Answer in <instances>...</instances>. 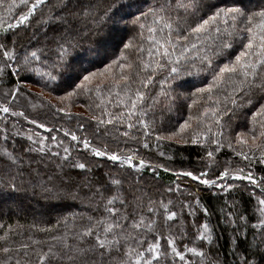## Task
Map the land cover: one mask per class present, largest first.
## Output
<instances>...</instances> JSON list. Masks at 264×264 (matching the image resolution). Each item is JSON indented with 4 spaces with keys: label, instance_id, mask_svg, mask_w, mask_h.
<instances>
[{
    "label": "snow or ice",
    "instance_id": "snow-or-ice-1",
    "mask_svg": "<svg viewBox=\"0 0 264 264\" xmlns=\"http://www.w3.org/2000/svg\"><path fill=\"white\" fill-rule=\"evenodd\" d=\"M46 5L49 6L48 13L38 23L51 28L52 36L48 40L51 47L47 51L33 48L35 35L28 45L17 47V30L22 26L30 27L38 9ZM20 8L26 11L17 18L15 13ZM102 26H110L112 38L118 39L119 55L103 67L89 71L82 68L73 52L81 39ZM124 31L131 32L127 39L121 34ZM9 35L12 36L10 41ZM4 76L16 78L5 96L13 100L27 98L33 108L50 106L56 113L69 117L73 114L58 105L71 102L74 97L91 98L95 94L99 103L89 104L88 110L93 113L99 110V115L92 114L88 119L95 122L97 132L102 126L123 125L127 129L122 133L123 137L138 141L145 149L154 148L159 157L172 158L163 150L165 142L201 146L204 155L199 163L204 165V170H176L178 180L173 182L174 187L167 188L166 194H184V182L179 178H188L226 194L237 187L229 181H246L252 187L250 196L257 201L254 209L257 222L252 228L259 232L254 233L253 241L246 249L253 259L243 256L241 264H264V175L257 177L253 171L254 165L264 168V0H212L211 3L208 0H152V3L147 0H55L52 4L49 0H0V78ZM193 76L198 78L200 86L190 92H180L179 89L186 86L192 87L184 77ZM31 77L38 78L36 82H43L46 88L53 84L63 85V95L55 97L57 104L51 101L31 104L33 94L25 87L32 82ZM39 95L43 98L42 92ZM180 98L190 101L188 116L182 118L178 127L171 125L173 130H165L163 123L158 126L155 111L171 113ZM238 110L251 112L247 117L250 126L246 132H237L233 139L226 135L230 129V123L226 121ZM0 112L29 120L23 110H13L6 103H0ZM150 113L152 119H149ZM163 119L162 115L161 121ZM30 122L41 129L47 128L46 123L37 119ZM78 128L83 130L85 124L79 123ZM133 130L142 132V137L131 135ZM63 131L95 157L118 162L121 167L126 166L137 173L155 171L151 162L138 156L137 151H110L107 144L96 147L87 136L81 139L76 132ZM27 139L31 146L23 150L25 153H50L51 157L61 159L62 163L56 165L61 177L67 175L65 163L71 169H88L85 162H72L70 146H63V141H58L56 136H51L52 145L58 149L63 146V156L60 151L52 152L51 145L39 134L28 135ZM225 147L245 162L247 171L244 167L233 168L231 159L225 162L223 170H219L217 156ZM0 153L9 166L23 163L15 151L3 148ZM156 167L173 171L163 164ZM215 171L219 174L208 178ZM12 179L14 181L15 177ZM71 179L68 177L69 182ZM60 183H64L63 178ZM9 186L16 187L14 182ZM40 187L53 196L60 191L59 184L54 183L51 176L41 182ZM82 187L91 190V182ZM122 187V179L111 178L107 185L97 188L86 199L103 201V214L98 218L87 216L83 226L75 223L76 214H73L71 225L65 218L62 233L57 226L33 224L30 227L35 232L24 236L23 225H8L5 229L0 224L3 230L0 264H33V256L35 264H194L189 256L199 257L204 264L207 254L195 246V240L207 241L210 245L214 228L208 223L209 208L199 196L189 202L192 194L188 193L178 213L172 210L175 204L171 199L156 201L148 198L145 205L146 193L140 190L139 195L133 193L134 205L130 213ZM108 192L112 194L105 195ZM117 201L121 205L119 208ZM198 212L205 214V220L196 225L197 234L193 246H189L183 243L188 239L184 215L198 219ZM234 215L231 211L227 213L228 217ZM161 218L165 225L180 219L179 235L170 228L167 235L160 231ZM247 219L239 216L240 221ZM226 222L236 223L235 220ZM60 224L61 221H57V225ZM242 226L247 227V224ZM53 231L57 234L48 235L46 241L36 237L37 232ZM17 236L22 237L19 243L14 239ZM256 236H259L258 240ZM180 244H183L182 249L178 247ZM213 264L217 262L213 261Z\"/></svg>",
    "mask_w": 264,
    "mask_h": 264
},
{
    "label": "trees",
    "instance_id": "trees-1",
    "mask_svg": "<svg viewBox=\"0 0 264 264\" xmlns=\"http://www.w3.org/2000/svg\"><path fill=\"white\" fill-rule=\"evenodd\" d=\"M54 2L55 0H49V4ZM147 2L152 3V0H147ZM208 2L211 3L212 0H208ZM48 10V5L43 9H38L37 14L31 20V26L27 28L22 26L17 30V47L28 45L33 35L36 37L31 44L33 48H45V51H47V48L51 47L48 44V40L52 36L51 28L38 23L42 16L47 15ZM23 11H26V9L20 8L17 10L15 13L16 17L18 18ZM121 34L124 39H127L131 32L124 31ZM8 39L10 41L12 36L9 35ZM73 55L78 57L82 68L92 71L95 68L103 67V64L108 63L109 60L119 55V41L112 38L110 26H102L98 31H92L87 34L86 38L81 39L80 45L75 49ZM15 79V77L9 79L8 76L0 78V103L8 104L13 110H23L29 116V120L13 116L11 113L0 112V149L8 148L9 151H15L23 161L19 166H9L5 163L2 153H0V224H3L5 229L8 225L15 226L20 224L24 226L23 235L27 236L30 232H35L30 227L35 224L40 227L57 226L58 231L62 233L64 232L63 222L65 218L68 219L69 225H71L73 214H76L75 223L83 226L87 221V216L91 215L94 218H98L103 214V201L86 199V197H91L92 192L96 191L97 188L107 185L111 178H117L123 181L121 190L127 196L128 211L130 213L134 205L133 193L139 195L140 190L146 193L144 198L145 205L148 198L156 201L171 199L175 204L172 210L178 213L181 212V204L188 193L192 194L189 202L199 196L202 203L209 208L208 223L214 228L213 242L209 245L207 241L195 240V235L197 234L196 225L203 223L205 220V214L198 212V219L184 215L186 221L184 227L188 233V239L184 240L183 243L193 246L192 241L195 240V246L203 249L207 254L204 264H213V261H216L217 264H241V257L243 256L253 259V257L247 255L246 249L249 243L253 241L254 233L259 232L258 229L252 228V225L257 222V214L254 211L257 201L250 196L252 187L247 185L246 181H229L237 184V187L226 194L218 189L200 185L188 178H179L184 182L182 186L184 194L181 195L175 192L166 194L167 188L169 186L174 187L173 182L178 180L175 174L176 170H195L196 172L204 170V165L199 163L200 158L204 155V149L201 146L177 144L175 141L165 142L163 150L172 158L169 160L165 157H159L158 152L154 148L145 149L138 141L123 137L122 133L127 130L123 125L117 124L107 128L102 126L100 131L97 132L95 122L88 119L92 114L99 115V110H96L95 113L88 110L89 104L99 103L95 94L91 98L88 96L74 97L71 102L65 101L63 105H58L66 107L67 111L73 114L69 117L63 113H56L55 109L50 106L32 109L27 98L13 100L11 97L5 96L4 93L12 88ZM37 79L36 77H31L32 82L29 84L38 86L43 92L53 97L63 95L65 89L62 84L60 87L53 84L46 88L43 82H36ZM184 79L192 87L186 86L179 89L180 92H190L194 90V87L200 86L198 78L195 76L184 77ZM57 84H60V82H57ZM153 87L155 88L156 86ZM53 88L56 90L53 91ZM30 92L33 94L30 101L32 104H36L37 101L43 104H47L48 101H51L52 104H57L56 100L53 102L50 99H43L45 97L41 98L40 93ZM150 94H154V92ZM189 102L183 98L177 99L176 107L171 113L167 111L162 113L160 109H157L154 116L157 125L159 126L163 123L165 130H173L171 125L178 127L182 118L188 116L187 104ZM69 104L71 105L70 107H68ZM81 107L84 109L82 112L80 111ZM109 107L111 108V105ZM251 110L254 111L255 108ZM75 113H80L81 115L76 116L74 115ZM162 115L164 117L163 121H161ZM250 115V111L238 110L234 115L230 116L229 120L226 121V123H230V129L226 135H230L234 139L237 132H246L250 126L247 119ZM5 116H7V119H5ZM152 118L153 116L150 113L149 119ZM32 119L46 123L47 128L41 129L38 125H33L30 122ZM79 123L85 124L83 130L78 128ZM117 128L119 131H116ZM63 129L76 132L81 139L87 136L96 147H103V145L107 144L110 151H137L138 156L151 162L152 169L155 171L143 170L137 173L126 166L121 167L118 162H113L104 157H95L91 155L89 150L84 149L79 141H72L70 136H66ZM28 132L41 136L46 135V143L51 145L52 152L60 151L61 156L64 155L63 146H70L72 162H85L88 165V169H71L69 164L65 163L64 173L67 175L61 177L59 169L56 167L57 164L62 163L60 158L51 157L50 153H25L23 151L31 146V141L27 139ZM131 135L142 137V132L133 130ZM51 136H56L58 141H63V146L58 149L55 145H52ZM217 159L220 162L219 170H223L225 162L231 159L233 168L244 167L245 171H247L245 162L239 157H234L232 150L227 147L222 149ZM159 164H163L173 171L166 172L163 168H157L156 165ZM253 171L257 177L264 175V168L258 165H254ZM37 172L39 175H37ZM156 172L159 174L156 175ZM218 174L219 172L215 171L214 175H210L208 178H214ZM49 176L53 178L54 183L59 184L60 191L56 196L45 193L40 187L41 182H46ZM13 177H15L14 181ZM68 177L72 178L71 182H69ZM62 178L64 183H60ZM13 182L16 185L15 189L9 186ZM86 182H91V190L82 187ZM111 194V192L105 193V195ZM257 195H259L258 191ZM74 196L76 197L75 199L73 198ZM120 206L119 201H117L116 207L119 208ZM221 209H223V212H221ZM229 211L235 213V215L228 217L227 213ZM186 212L187 209L184 210V214ZM81 216L84 219H80ZM239 216H246L248 219L240 221ZM194 220L195 224L193 223ZM231 220H235L236 223L226 222ZM57 221H61V224L57 225ZM180 224L181 220L177 219L165 225L161 218L158 226L159 230L163 231L165 235H167L169 228L172 229L174 234L179 235ZM244 224H247V227H243L242 225ZM0 234H3L2 229H0ZM55 234H57L56 231L52 233L37 232L36 237L46 241L48 235ZM237 237L239 238L237 239ZM14 239L19 243L22 237L17 236ZM256 239L258 240L259 236H256ZM48 243L51 242L48 241ZM46 247L47 245L45 244V250ZM178 247L182 249L183 244L178 245ZM113 255H116V253H113ZM120 255L122 256V253ZM189 259H193L194 264H201L199 257L193 258L189 256ZM32 261L35 264V256L32 257Z\"/></svg>",
    "mask_w": 264,
    "mask_h": 264
},
{
    "label": "rangeland",
    "instance_id": "rangeland-1",
    "mask_svg": "<svg viewBox=\"0 0 264 264\" xmlns=\"http://www.w3.org/2000/svg\"><path fill=\"white\" fill-rule=\"evenodd\" d=\"M110 43H112V42H110ZM110 45H112V44H110ZM27 89H29L30 91H34V92H38V93H43V96L46 98V99H50V100H52L53 102L56 100L55 99V97H53V96H51V95H49V94H47V93H45V92H43L38 86H36V85H31V84H27L26 86H25ZM32 104V103H31ZM32 109H37L38 108V106L36 107V108H33V107H31ZM77 109H78V107H77ZM76 109V110H77ZM80 111L82 112V111H84V109L81 107L80 108ZM31 134H34V133H31V132H28L27 133V136L28 135H31ZM39 137L40 138H44L45 140H47V137H46V135H39ZM36 138V136L34 135V139ZM143 171V170H142ZM8 200H10V199H8Z\"/></svg>",
    "mask_w": 264,
    "mask_h": 264
}]
</instances>
